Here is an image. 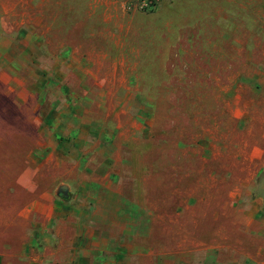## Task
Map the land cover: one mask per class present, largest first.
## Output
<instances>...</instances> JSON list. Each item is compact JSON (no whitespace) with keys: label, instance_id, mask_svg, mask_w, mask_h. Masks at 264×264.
I'll list each match as a JSON object with an SVG mask.
<instances>
[{"label":"rangeland","instance_id":"374dc122","mask_svg":"<svg viewBox=\"0 0 264 264\" xmlns=\"http://www.w3.org/2000/svg\"><path fill=\"white\" fill-rule=\"evenodd\" d=\"M106 173L132 264H264V0H0L1 264H70L30 205Z\"/></svg>","mask_w":264,"mask_h":264},{"label":"crops","instance_id":"0c3cea01","mask_svg":"<svg viewBox=\"0 0 264 264\" xmlns=\"http://www.w3.org/2000/svg\"><path fill=\"white\" fill-rule=\"evenodd\" d=\"M76 171L73 170L72 174L76 175L77 173H74ZM82 171L83 169H80L78 174L82 175L84 173ZM108 175L110 173H106L102 181L93 180L87 185L86 180L82 182L83 178L76 183L80 188L88 186L87 191L89 190L87 197L78 198V206L83 210L88 209V213L84 210L82 215H74L69 210L74 201L65 202L57 197L56 191L50 185L54 178H49L47 185L39 189L40 193L34 196L30 206L39 208L35 213L37 217L50 222L58 219L55 238L59 242L57 241V247L50 251V255L55 256L51 262L132 264L133 258L136 261L139 249L135 209L137 204L135 200L133 202L125 198L122 186L108 181ZM69 187L71 189L72 185ZM83 188L82 190H85ZM63 208L68 210L64 211ZM28 221L37 223V219L34 218ZM64 242L68 243L65 247L62 246ZM62 247L65 249L66 259L59 257L62 254Z\"/></svg>","mask_w":264,"mask_h":264}]
</instances>
